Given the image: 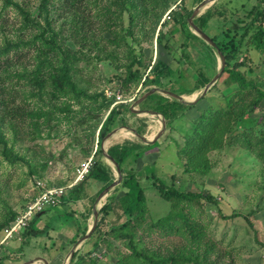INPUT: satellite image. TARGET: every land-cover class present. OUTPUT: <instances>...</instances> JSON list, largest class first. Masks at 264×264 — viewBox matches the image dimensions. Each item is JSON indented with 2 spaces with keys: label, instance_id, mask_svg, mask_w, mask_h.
Returning <instances> with one entry per match:
<instances>
[{
  "label": "rangeland",
  "instance_id": "obj_1",
  "mask_svg": "<svg viewBox=\"0 0 264 264\" xmlns=\"http://www.w3.org/2000/svg\"><path fill=\"white\" fill-rule=\"evenodd\" d=\"M61 1L0 0V49L10 41L27 51L24 63L7 73L11 75L12 85L26 97V102L18 99L19 104L26 106L25 115L18 119L5 118L0 106V136L7 145L6 154L0 145V241L5 238V228L14 225L41 192L40 187L67 190L57 205L36 214L26 226L17 227L0 247V264H23L39 256L50 264H143L136 257L134 243L112 231L134 218L140 209L126 211L120 206V199L127 191L123 182L100 201V224L78 245L70 259L73 246L93 224L99 193L110 184L86 178L87 174L100 161L110 169L112 180L118 178L114 165L99 152L102 139L114 128L123 125L137 128L141 124L142 134L152 138L162 125L158 116L134 112L119 115L109 131H102L103 122L113 107L130 108L138 97L155 86L187 98L193 92L198 96L218 72L220 56L189 23L177 25L173 32L169 29L174 15L193 12L201 0H146L149 5L145 6L140 0H91L93 4L88 9L95 20L92 34L97 43L91 41L90 48L83 44V32L72 28L69 15L59 19ZM256 2H214L206 20V32L211 36L223 35V24H233L238 18L245 21L247 11L240 9L242 3L250 8ZM132 4L143 13L136 14L134 20L129 13ZM258 4H264V0ZM144 8L149 11L148 16ZM51 19H55L57 31L53 41L74 48L77 57H66L69 50L60 52L54 48L52 34L47 32ZM166 20L170 21L166 28L167 46L162 47L158 36ZM247 42L232 67H239L259 87H247L243 92V107L248 114L236 125L246 132L254 130L258 140L255 150L238 143L207 146L203 155L208 167L199 172L191 167L187 170L186 159L181 157L186 134L195 128L200 114L210 105L220 104L223 94L236 91L237 83L225 70L193 107L176 111L172 124H167L165 133L155 143L147 145L136 137L121 142L113 140L106 146L108 151L115 145L133 146L142 151L140 156L125 159L123 175L125 178L135 172L145 190L144 221L158 222L168 214L184 213L196 227L205 228L200 243L187 242L176 229L172 234L146 229L143 232L146 244L142 249L145 253L160 252L170 261L171 256L188 253L186 244L196 255L197 263L193 264H264V159L260 157L264 154V135L260 136L254 128L262 123L264 98L248 105L257 100L259 88L264 91V49L255 47L252 40ZM86 55L92 60L86 62ZM159 61L164 64L155 68ZM65 74L72 86H61L68 79ZM147 76L155 81L147 82ZM161 102L167 101L157 95L135 108L155 110ZM86 164L89 172L83 180L78 179ZM196 166L199 168L200 164ZM154 172L169 187L202 195L210 192L216 200L182 199L174 205L156 187ZM80 182L82 188L75 191ZM106 204L111 206L108 211L102 210ZM32 230L42 231L32 234ZM179 264L188 262L181 259Z\"/></svg>",
  "mask_w": 264,
  "mask_h": 264
},
{
  "label": "trees",
  "instance_id": "obj_2",
  "mask_svg": "<svg viewBox=\"0 0 264 264\" xmlns=\"http://www.w3.org/2000/svg\"><path fill=\"white\" fill-rule=\"evenodd\" d=\"M51 0H44V2H48ZM140 4L145 6L148 4L147 1L150 0H140ZM202 1V0H201ZM258 1L250 6L247 7V3H242L241 10L246 12L247 17L245 21L238 18L236 22L233 24H223V35L220 36H211L213 40L217 43L220 50L226 56V68L225 71L228 72L230 79L237 83V89L235 92H230L228 94H223V100L220 104H212L207 107L202 114H200L199 120L195 128L189 131L186 139L185 145L181 148L180 154L181 157L186 159L187 170L188 167L192 169H198L206 171L208 166H206L204 149L207 146H214L218 145H231L234 143L245 145L247 148L251 149L254 148L255 145L258 143V140L255 139V134H253V129H247L248 131H243L239 128L236 123H240L244 120V116L248 114L246 108L243 107L245 103L244 98L242 99L241 96L244 95V91L247 87H254L258 88V82H255L252 79H248L245 73L239 69L237 66L232 67L233 60L237 59L239 53L242 51L243 46L246 44L247 41H253L255 47L264 49V4H258ZM263 3V0H261ZM90 3V4H89ZM93 4L91 0H62L61 1V11L59 15V19H63L65 17L70 16L72 28L76 31L83 32L78 37L83 38L84 46L88 45L89 48L91 47V41L97 43L95 41L92 32L96 29L95 20L93 15H91V10L88 9V6ZM149 5V4H148ZM245 9V10H244ZM211 10L204 11L201 15L195 18V22L206 32L205 26L208 24L206 22L207 17L209 16ZM147 16L150 14L148 13L145 8L144 11ZM131 20L136 19V14H143L140 13L138 6L136 4H132L131 9L129 10ZM192 14V11L187 12L185 14L180 13L179 15H174L173 23L170 25L169 29L173 32L175 29L177 30V25H183L184 23H188L187 18ZM211 14V13H210ZM87 18V19H86ZM169 20L162 23V28L160 30L158 36V44L162 47L167 46V25H169ZM200 23V24H199ZM48 34H52V43L55 46V49L61 51L69 50L65 54L66 57H77V52L74 51V48H67L63 47L61 43L53 41L55 35L57 33L55 28V19L49 20V28L47 30ZM95 34V33H94ZM249 36L250 40H247ZM90 41V43H87ZM248 43V42H247ZM97 45V44H96ZM70 54V55H69ZM27 55V51L24 48H20V45H12L10 41L0 49V106L2 107L1 113L5 118H13L18 119L23 117V111H25L24 104H19L18 99L21 101L26 102V97L23 96L21 90L15 88L12 85V81L9 80L11 76L9 73V69L14 67L17 64H23L24 58ZM94 57L98 56H93ZM86 62L92 60V58H88V55L85 56ZM41 58L39 57V61ZM163 62L159 61L155 68L162 66ZM153 68V71H155ZM65 78H68L63 82V85L72 86L71 81L69 80V76L65 74ZM149 78L147 82H154L155 78L151 76H147ZM217 83V82H216ZM64 88V87H61ZM77 89V88H76ZM259 95L257 100L252 102H248V105H255L258 103L260 98H264V91L259 88ZM25 95V94H24ZM159 95L163 100L167 102H161L155 106V110L162 113L166 119L167 124H172V119L178 109H182L183 107H193L194 105H187L183 103H179V101L171 102L169 98L162 96L161 94H152L147 100ZM145 99V100H146ZM170 101V102H169ZM27 104V103H26ZM109 106V103H106ZM181 106V107H180ZM123 112L128 113L131 112L130 108L124 107L123 105L115 106L111 109L109 114L107 115L105 121L102 125L103 130H111L113 128V122L117 119L119 115ZM234 115L231 119L230 116ZM144 125L138 126L136 129L142 133ZM255 128V132L261 135H264V116L262 118V123L259 124L258 128ZM224 140L222 144L221 141ZM254 142V144H253ZM231 143V144H230ZM2 144V152L6 154L7 152V145L6 141L0 136V145ZM149 145V144H147ZM137 147L133 146H119L115 145L109 149V153L118 161L120 164L123 173L125 172L124 168V161L128 159L129 156L142 154V151H137ZM254 148L253 150H255ZM252 150V149H251ZM252 150V151H253ZM134 151L136 153L134 154ZM99 152H102L100 149ZM261 159H264V154L261 153ZM200 164V167L197 168V164ZM111 171L110 169L102 164L100 161L95 162V165L90 170L89 174H87L86 178H94L96 180H103L111 183L113 178H110ZM153 179L156 187L159 189L160 193L166 200H172L174 205H176L179 200H201L206 199L209 202H215V197L210 193L206 192L204 195L199 193H195L192 191H181L176 189L175 187H169L165 184V182L154 172ZM123 186L127 188V191L120 199V206L123 210L137 208L139 207V211H137V215L134 218H129L126 220L124 224H122L118 228L117 231H114L117 236L126 237L130 239L135 247L137 248L136 257L140 259L143 264H172V263H181V259L188 262V264L197 263V258L195 253L191 250H188L185 244V249L188 251L186 254L174 255L169 258H164L161 256L160 252L154 251L153 253H148L142 251L143 246H145L146 242L144 241V231L147 229L149 231L159 233V232H166L168 234H172L174 229L187 240H190L193 243H200L201 238L205 235V228L196 227L194 222L189 220L188 216L184 213H172L168 214L164 218L160 219L158 222H146L143 220L144 212L147 209V197L145 194L144 188L141 186L137 174L135 172H131L128 176L124 178ZM82 188V182L77 184L74 188L75 191ZM111 208L110 204H106L103 206L102 210L108 211ZM173 215V216H172ZM98 224L99 221H98ZM98 227V225H97ZM180 229V230H179ZM42 230H32V234H38ZM181 231V232H180ZM136 240V242H134ZM196 249L197 246H193Z\"/></svg>",
  "mask_w": 264,
  "mask_h": 264
},
{
  "label": "water",
  "instance_id": "obj_3",
  "mask_svg": "<svg viewBox=\"0 0 264 264\" xmlns=\"http://www.w3.org/2000/svg\"><path fill=\"white\" fill-rule=\"evenodd\" d=\"M217 0H202L199 4H197V6L194 8L192 14L187 18L188 23L190 24V26L194 29V31L199 34L205 41H207L210 45H212L218 52L219 56H220V66H219V70L218 72L215 74V76L212 78V80H210L203 88L202 92L198 95L195 96L192 99L187 98V96L183 95V94H179L175 91H172L170 89L167 88H163V87H159V86H155L152 87L150 89H148L143 95H141L140 97H138L135 102L132 104V106L130 107V111L137 113V114H152L154 116H158L161 119V128L160 130L152 137L149 138L146 135L140 133L136 128L131 127V126H127V125H123L119 128H114L113 130H111L110 132H108L106 134V136L102 139V153L103 155L114 165L117 173H118V178H116L115 180H113V182H111L108 186H106L98 195L95 205H94V211H93V224L90 226V228L88 229L87 233L82 236L80 239L77 240V242L75 243V245L73 246L72 250H71V254H70V259L74 256V253L78 247L79 244H81L83 241H85L87 238H89L91 236V234L95 231V229L97 228L98 225V221H99V212H100V206L98 205L100 203V201L106 197V195H108V193L117 185H119L120 183H122L123 179H124V175H123V171L122 168L120 166V164L118 163V161L109 153L108 149L105 146V142L106 140H108L109 138H111L115 133L119 132L121 129H126L128 131L133 132L138 138H140L143 142H145L146 144H153L155 143L166 131L167 128V119L166 117L160 113L159 111L156 110H150V109H144V110H140L138 108H135L137 105H139L142 101H144L146 98H148L150 95L155 94V93H162L166 96L172 97L174 99H176L177 101L183 103V104H187V105H194L195 103H197L208 91L209 89L219 80V78L221 77V75L223 74L225 67H226V56L224 55V53L222 52V50H220L219 46L217 45V43L213 40V38L207 33L205 32L196 22H195V18L199 15H201L207 8H209L214 2H216ZM43 261L44 264H50V262L42 256L30 259L25 261L23 264H32L36 261Z\"/></svg>",
  "mask_w": 264,
  "mask_h": 264
},
{
  "label": "built area",
  "instance_id": "obj_4",
  "mask_svg": "<svg viewBox=\"0 0 264 264\" xmlns=\"http://www.w3.org/2000/svg\"><path fill=\"white\" fill-rule=\"evenodd\" d=\"M88 172L89 164H86L82 170H80L78 179L83 180ZM72 185L69 186L73 187ZM40 190L41 192L27 205L25 213L15 221V224L5 228V238L0 241V247L15 232L17 227L26 226L30 219L36 217V214L39 215L45 212L49 207L57 205L61 197L67 192L65 187L50 188L42 186Z\"/></svg>",
  "mask_w": 264,
  "mask_h": 264
},
{
  "label": "bare ground",
  "instance_id": "obj_5",
  "mask_svg": "<svg viewBox=\"0 0 264 264\" xmlns=\"http://www.w3.org/2000/svg\"><path fill=\"white\" fill-rule=\"evenodd\" d=\"M197 95V93L193 92L192 95L188 96L189 99L194 98ZM148 136V135H147ZM137 136H135V134L131 131L125 130V129H121L119 132L115 133L111 138H109L108 140H106L105 142V146H108L109 143H111V141L115 140V141H124L125 139H136Z\"/></svg>",
  "mask_w": 264,
  "mask_h": 264
},
{
  "label": "crops",
  "instance_id": "obj_6",
  "mask_svg": "<svg viewBox=\"0 0 264 264\" xmlns=\"http://www.w3.org/2000/svg\"><path fill=\"white\" fill-rule=\"evenodd\" d=\"M217 1H221V0H217Z\"/></svg>",
  "mask_w": 264,
  "mask_h": 264
}]
</instances>
